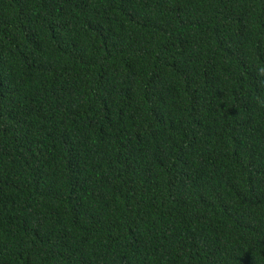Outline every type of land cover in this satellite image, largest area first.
<instances>
[{"label": "trees", "instance_id": "trees-1", "mask_svg": "<svg viewBox=\"0 0 264 264\" xmlns=\"http://www.w3.org/2000/svg\"><path fill=\"white\" fill-rule=\"evenodd\" d=\"M0 264H264V0H0Z\"/></svg>", "mask_w": 264, "mask_h": 264}]
</instances>
